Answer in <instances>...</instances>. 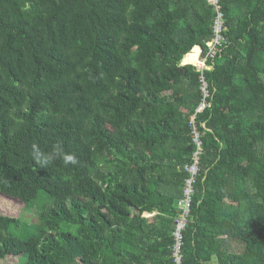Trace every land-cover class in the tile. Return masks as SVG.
<instances>
[{"label": "trees", "instance_id": "obj_1", "mask_svg": "<svg viewBox=\"0 0 264 264\" xmlns=\"http://www.w3.org/2000/svg\"><path fill=\"white\" fill-rule=\"evenodd\" d=\"M219 4L193 125L199 74L178 65L212 39L204 0H0V196L37 210L0 213V261L170 264L194 126L182 264H264V0ZM57 142L79 163L35 164Z\"/></svg>", "mask_w": 264, "mask_h": 264}, {"label": "built area", "instance_id": "obj_2", "mask_svg": "<svg viewBox=\"0 0 264 264\" xmlns=\"http://www.w3.org/2000/svg\"><path fill=\"white\" fill-rule=\"evenodd\" d=\"M207 6L213 12V21L211 23V33L212 39L209 42L204 44V47L201 48L198 56V65L195 64H179V66H192L195 68L196 73L200 74L199 83H200V95L201 101L200 104L195 109L194 115L191 117V124L194 123L195 115L201 114L204 110L209 107L210 94L207 88V85L204 81L202 75L203 71H209L212 68L207 67V61L213 60L218 54L222 53L225 48V18L220 9L219 0H204ZM195 48V47H194ZM193 48V49H194ZM192 49V50H193ZM191 50V52H192ZM190 52V53H191ZM188 56V55H186ZM194 125V124H193ZM191 141L194 145L196 151L192 153L190 165H185L183 167V172L187 174V178L183 181V187L181 190V198L176 203L177 216L173 222V228L171 232L172 245L170 247V264H182V247H183V234L188 226L189 217L192 210L193 204V195L194 190L193 186L199 171V156H200V146L201 142L199 140V133L196 131L194 126H191ZM144 216V215H143ZM150 217V216H147Z\"/></svg>", "mask_w": 264, "mask_h": 264}, {"label": "clouds", "instance_id": "obj_3", "mask_svg": "<svg viewBox=\"0 0 264 264\" xmlns=\"http://www.w3.org/2000/svg\"><path fill=\"white\" fill-rule=\"evenodd\" d=\"M190 52L186 55H189ZM186 55L183 56L180 63H182V61L186 57ZM206 65H207V67L212 68V66L208 65L207 63H206ZM188 66H190V65H188ZM181 67H184V66H181ZM211 70H209V71H211ZM204 72L205 71H203V73ZM203 73H202V75H203ZM199 78H200V74H199ZM31 156H32V159L35 162V164H37L41 167H47V166L51 165L52 163H54L58 159L61 160L64 163V165H66V166H68V165L75 166L79 163L77 156L74 153L67 152L65 150L62 142H57V143L53 144L51 149L48 151L42 150L38 144L33 143L31 145Z\"/></svg>", "mask_w": 264, "mask_h": 264}, {"label": "rangeland", "instance_id": "obj_4", "mask_svg": "<svg viewBox=\"0 0 264 264\" xmlns=\"http://www.w3.org/2000/svg\"><path fill=\"white\" fill-rule=\"evenodd\" d=\"M195 65H198L197 62H194ZM264 84V77L261 79ZM0 213L3 216L11 218H19L23 223H34L36 220V209L29 210L22 203L17 200H11L6 197L0 196ZM21 260L7 257L6 259L0 261V264H22L24 258L20 257Z\"/></svg>", "mask_w": 264, "mask_h": 264}, {"label": "crops", "instance_id": "obj_5", "mask_svg": "<svg viewBox=\"0 0 264 264\" xmlns=\"http://www.w3.org/2000/svg\"><path fill=\"white\" fill-rule=\"evenodd\" d=\"M147 216H150V217H147ZM154 216H155V214H152V215L144 214V216H142V217L145 218V219H151Z\"/></svg>", "mask_w": 264, "mask_h": 264}, {"label": "bare ground", "instance_id": "obj_6", "mask_svg": "<svg viewBox=\"0 0 264 264\" xmlns=\"http://www.w3.org/2000/svg\"><path fill=\"white\" fill-rule=\"evenodd\" d=\"M196 50H198V52L200 53V51H199V49H197V48H195ZM194 62H197L198 63V61H194ZM194 62H193V64H194ZM199 64V63H198Z\"/></svg>", "mask_w": 264, "mask_h": 264}]
</instances>
